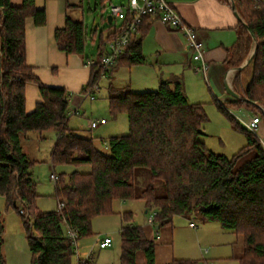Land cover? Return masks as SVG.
I'll return each mask as SVG.
<instances>
[{"label":"trees","instance_id":"1","mask_svg":"<svg viewBox=\"0 0 264 264\" xmlns=\"http://www.w3.org/2000/svg\"><path fill=\"white\" fill-rule=\"evenodd\" d=\"M234 3L244 22L238 26V38L227 64L240 68L256 48L247 66L251 72L249 84L243 86V70L234 80L235 93L241 99L226 103L214 100L217 109L247 135V146L229 158L210 150L200 140L208 119L205 106L188 101L178 78L161 82L159 89L151 92L124 89L115 95L118 90L112 88L109 110L114 117L127 115L129 132L104 141L106 151H100L96 146L98 138L84 136L69 126L72 94L64 88L42 84L28 64L26 22L33 19L37 27L46 26V11L37 9L35 0H23L21 6L0 0V197L7 208L25 213L20 215L32 253L31 264H90L78 258L67 230L76 231L79 240L92 236V220L113 214L116 200L144 201L148 212H156L157 229L172 227L177 216H197L204 222L219 223L244 241L239 264H264V148L253 133L240 128L228 111L250 109L255 115H264L251 104L264 109V0ZM151 17L143 19L139 35L131 40L114 67L145 63L142 42ZM122 27L123 24H112L105 30H90L83 20L68 18L65 27L55 32L56 45L66 55L87 58L88 45L97 39L98 63L90 70L85 93L93 92L102 81L99 61L106 45ZM29 84L37 85L41 96L31 113L26 109ZM49 132L56 134L50 155L54 168L89 167L90 171L57 176L58 209L41 212L32 173L37 161L24 152L22 138L34 133L44 140V134ZM140 168L149 170L151 184L138 194L134 177ZM157 181L163 182V195L157 194ZM124 221L121 264H138L141 254L146 264H157L155 242L146 237L144 228L131 224L129 214L124 215ZM4 234L0 214V264H7ZM166 264L198 262L174 259Z\"/></svg>","mask_w":264,"mask_h":264},{"label":"rangeland","instance_id":"2","mask_svg":"<svg viewBox=\"0 0 264 264\" xmlns=\"http://www.w3.org/2000/svg\"><path fill=\"white\" fill-rule=\"evenodd\" d=\"M127 1L80 0L79 14L84 15V22L90 30H105L110 26L108 16L111 14V4L125 6ZM118 22L119 20L114 19V25H117ZM96 54L95 46L90 43L87 47L86 55L96 56ZM120 72L113 82L112 80L106 81L103 79L102 89L94 92L93 96L96 100L91 101L88 98L81 106L80 114L77 116L73 114L69 121V126L80 130L79 132L82 135L98 138L96 146L103 152L106 151V143L110 138L126 135L129 132L127 115L121 113L114 117L109 110L108 88L111 83L116 84L117 88L115 90L118 91L115 92V95H118L119 88L131 83L130 74L127 71ZM250 76L251 72L247 69L242 77L244 87L249 84ZM132 83L131 85H140L136 82ZM207 87L208 85L206 84ZM214 100L211 99L207 104H204L208 119L204 125V135L200 137V140L215 153L232 158L247 146V135L246 132L233 125L217 109ZM228 111L235 118V121L240 124V128L243 127L241 122L249 121L252 115L253 117L257 116L250 109L229 108ZM101 118L109 122L108 126H99L97 129H91L90 121L100 120ZM259 133L263 136L262 131H259ZM27 137L30 138L27 141L26 137L22 138L23 150L29 159L37 161L32 168L39 195L37 206L41 212L56 211L58 209V200L55 197L56 183L51 179V175L60 176L62 173L70 174L74 171L87 173L90 168H77L74 166H57L54 168L50 159L56 140L54 132L44 134V140H40L38 135L34 133H30ZM150 184L151 175L149 170L144 168L137 169L134 177L137 193L144 191ZM155 186L157 194L163 195V182L157 181ZM145 211L146 204L142 200H129L126 202L116 200L113 203V214L94 218L91 223L93 235L79 240L78 248L81 258L89 261L90 264H121V230L125 225L124 215L129 214L132 219L131 224L136 227L155 230L156 224H148V219L156 212L152 210L146 214ZM0 214L4 219L5 226L3 253L7 264H13L17 256L21 255V257H24L26 251L29 252L22 216L15 209L7 208L3 197H0ZM191 223H194L196 228H193ZM160 229V234L156 231L153 233V240L158 247L157 263H168L174 259H183L195 261L198 264H203L205 260L209 264H239L238 260H236V253L241 251L240 255H243L245 248L241 236L233 232H225L219 223L204 222L201 217L197 216H177L173 220L172 227H162ZM106 235L112 238L113 245L110 248L101 249L99 240ZM159 235L160 238H158ZM236 238H238V241ZM87 256L88 258H86ZM27 258L29 260L28 256ZM29 261V264H31L32 258Z\"/></svg>","mask_w":264,"mask_h":264},{"label":"crops","instance_id":"3","mask_svg":"<svg viewBox=\"0 0 264 264\" xmlns=\"http://www.w3.org/2000/svg\"><path fill=\"white\" fill-rule=\"evenodd\" d=\"M22 3L23 0H11L13 6H21ZM79 3L80 0H35L36 8L46 11L47 24L44 27H37L33 19L27 20L26 46L28 64L34 68V73L42 84L68 90L72 94L70 110L73 112L78 110L80 114L79 110L90 94L94 95L95 91L102 89L103 80L97 90L91 93L84 92L91 77V71L85 66V63L87 59H96V57L93 55H86L87 58L78 55H66L58 49L55 42V32L65 27L68 18L74 21H84V15L79 14ZM173 4L184 22L196 30L199 40L204 44L205 59L208 64L206 74L197 70L199 63L193 61L192 51L183 34L168 28L157 17H151L147 21L149 30L142 42L145 63L131 67H114L108 78L104 80H112L113 82L121 73L120 71H127L130 74L131 83L130 85H123L122 88H119L120 90L151 92L150 90L156 91V88L158 90L161 82L178 78L183 84L185 95L190 103L207 104L211 99L220 103L234 101L236 97L231 95L229 91L234 90V80L240 70L229 66L227 60L230 50L238 38V26L244 22L242 15L234 7L232 0H174ZM109 24H114V19ZM138 35L139 33L136 36ZM92 45L97 50V39ZM106 51L107 48H105L104 53ZM247 69L246 66L241 70L245 72ZM132 82L140 85H131ZM206 84L208 85L207 88ZM115 85L111 83L108 88V101L111 89L117 88ZM26 99L27 112L31 113L36 104L41 102L37 85L29 84L27 86ZM252 118L253 115L249 119ZM102 119L104 118L100 120ZM108 124L107 121L101 126L106 127ZM261 131L264 136V115L260 126ZM29 139L26 137V141ZM145 213L148 214V211L146 210ZM145 229L146 237L152 241H154L153 233L155 231L161 233V229ZM223 231L230 232L224 229ZM105 237L110 236H104L99 240V243ZM157 248L156 246V259L158 257ZM77 253L78 258L82 259L79 248ZM240 253H236L238 263L242 256ZM27 256L29 260L32 258L30 249L29 252L26 251L24 257L17 256L13 264H29L30 261ZM138 264H146L144 255L138 256ZM203 264H209V262L205 260Z\"/></svg>","mask_w":264,"mask_h":264},{"label":"built area","instance_id":"4","mask_svg":"<svg viewBox=\"0 0 264 264\" xmlns=\"http://www.w3.org/2000/svg\"><path fill=\"white\" fill-rule=\"evenodd\" d=\"M173 1L174 0H128L125 6L111 4V16L113 19L119 20V24H123V27L119 34L106 45L107 51L99 61L102 69V80L109 76L112 68L123 57L126 48L131 40L138 34L139 26L147 16L157 17L168 28L183 34L192 51L193 61L199 63L197 70L206 74L208 64L205 59L204 44L199 40L196 30L185 23L181 18L174 7ZM97 63L98 61L96 59H89L86 61L85 66L91 70ZM99 84L93 88L94 91L98 89ZM89 98L95 100V97L91 94ZM73 114L76 116L79 115L78 110L74 112L71 111V116ZM262 121L263 118L257 115L249 121H243L241 123L246 130L253 133L259 139L264 148V136H261L259 133ZM106 122L105 119L92 120L90 121V128L97 129L99 126L106 124ZM51 179L56 181L57 176L52 174ZM20 214H25L22 209H20ZM155 217L156 213L152 214L148 219V223L154 224ZM191 226L196 228L194 223H191ZM67 237L72 242L76 254H78V233L68 228ZM112 245L113 240L111 237H105L99 243L101 249L110 248Z\"/></svg>","mask_w":264,"mask_h":264},{"label":"water","instance_id":"5","mask_svg":"<svg viewBox=\"0 0 264 264\" xmlns=\"http://www.w3.org/2000/svg\"><path fill=\"white\" fill-rule=\"evenodd\" d=\"M232 2H233V5L235 7L234 0H232ZM108 21H109V23H112L113 17L111 15L108 16ZM255 48H256V46H255ZM255 48L251 51V54H250L248 60L240 68H238L239 70H241L242 68H244V67H246V66H248L250 64V62L252 61V59L254 57V54H255ZM229 92H230L231 95H233L234 97H236V99H241V97L238 94H236L234 90H230ZM251 104L254 105V106H256L257 108H259L261 110L263 109L261 106L255 104L253 102H251ZM262 111L264 112V110H262Z\"/></svg>","mask_w":264,"mask_h":264}]
</instances>
